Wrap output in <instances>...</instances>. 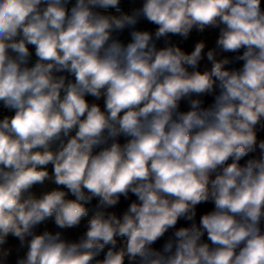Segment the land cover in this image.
I'll list each match as a JSON object with an SVG mask.
<instances>
[{
  "label": "clouds",
  "instance_id": "clouds-1",
  "mask_svg": "<svg viewBox=\"0 0 264 264\" xmlns=\"http://www.w3.org/2000/svg\"><path fill=\"white\" fill-rule=\"evenodd\" d=\"M0 264H264V0H0Z\"/></svg>",
  "mask_w": 264,
  "mask_h": 264
}]
</instances>
